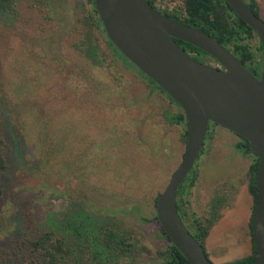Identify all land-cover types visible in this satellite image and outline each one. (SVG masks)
<instances>
[{
	"label": "rangeland",
	"instance_id": "1",
	"mask_svg": "<svg viewBox=\"0 0 264 264\" xmlns=\"http://www.w3.org/2000/svg\"><path fill=\"white\" fill-rule=\"evenodd\" d=\"M257 2L264 18V0ZM158 6L184 12L182 0ZM91 9L88 0H15L14 10L0 11V138L8 161L1 177L0 264H23L32 251L28 239L46 230L66 233L72 243L84 240L80 224L89 219L139 240L120 264L161 263L157 250L166 240L145 219L183 159L185 129L165 117L176 103L151 90L105 40L102 66L75 49L77 19ZM209 132L189 198L205 223L210 200L224 196L206 252L214 264H225L252 252L253 157L237 149L236 133L215 124ZM195 217L186 221L191 231ZM23 242L29 248L7 259ZM81 252L80 263L90 264L88 247Z\"/></svg>",
	"mask_w": 264,
	"mask_h": 264
},
{
	"label": "water",
	"instance_id": "2",
	"mask_svg": "<svg viewBox=\"0 0 264 264\" xmlns=\"http://www.w3.org/2000/svg\"><path fill=\"white\" fill-rule=\"evenodd\" d=\"M226 1L261 40L259 78L213 36L166 15L148 0H95V6L109 39L179 103L187 117L183 159L156 202L157 218L165 233L191 264H214L181 219L177 197L204 147L210 122H215L247 139L259 159L253 264H264V18L245 0ZM176 39L201 48L221 67L195 59Z\"/></svg>",
	"mask_w": 264,
	"mask_h": 264
},
{
	"label": "trees",
	"instance_id": "3",
	"mask_svg": "<svg viewBox=\"0 0 264 264\" xmlns=\"http://www.w3.org/2000/svg\"><path fill=\"white\" fill-rule=\"evenodd\" d=\"M92 4V9L84 17L77 19V23L82 25L79 29L80 38L73 43L80 55L85 57L92 65L102 66L107 60L108 52L101 45V38L105 40L110 47L111 53L122 61L130 69L134 70L145 78L151 84V90L158 88L165 93L172 101L176 103L178 109L175 111H167L165 117L169 123L181 124L184 129V141L187 142V117L184 109L177 103L166 91L161 88L156 82L145 75L137 66H135L109 39L104 24L99 16L95 6V0H88ZM155 8L162 11L166 15L177 19L178 21L200 28L213 36L216 40L222 43L225 47L233 52V54L240 59L256 76L260 77L263 61L262 44L257 33L249 26L240 16L234 11L230 3L226 0H182L184 12L179 13L177 10L170 11L162 9L158 3L163 0H148ZM248 5L254 10L257 15H260V9L257 0H245ZM15 0H0V11L14 10ZM177 43L184 48L192 57L197 60L198 55H206L211 57L207 52L199 47L192 45L181 39H176ZM203 61V60H200ZM84 70L86 72L85 66ZM211 124L219 125L215 122ZM237 134V133H236ZM238 135V134H237ZM239 136V135H238ZM240 137V141L236 147L245 154H250L253 161L250 165V182L249 191L254 199L253 212L250 219V229L252 236V252L249 255L233 259L225 264H253L256 258V239L254 227V215L256 210V195L257 185L255 181V174L258 168L259 159L251 152L250 145L247 139ZM208 135L206 136L204 147L199 155L205 151V145ZM194 166L189 172L183 183L181 184L178 197L177 208L181 219L184 221L188 229L191 227L187 224V220L195 217V211H192V204L189 198L191 188L195 185L197 180V170ZM8 168V161L5 155V141L0 138V200L4 196V188L1 184V177ZM160 194V193H159ZM158 194V196H159ZM156 197V202L157 198ZM223 195L216 194L210 200L211 216L207 218V222H202L195 217L194 226L195 231H191L193 236L206 249V238L209 234L210 228L214 225L219 217V209L225 204ZM140 212V209H138ZM152 221L157 225L159 235L162 236L166 243L157 250V257L160 258V264H191L190 261L183 255V253L172 243L171 239L165 233L163 227L156 214V203L153 212V217L145 219V221ZM84 228L86 238L84 240H77L75 243L71 242L69 236L65 233L59 234L54 230H46L39 234L34 239H28L32 251L29 252L23 264H81V250L88 247V253L91 255L90 264H120L121 258L132 248L139 244V240L131 242L125 234L118 230L97 225L91 219L80 224ZM27 241V239H26ZM16 244L11 251L6 252L9 255V260L15 259L19 255V250L29 248V244L23 242ZM208 251V250H207ZM207 253V252H206ZM208 255V254H207ZM209 257V256H208Z\"/></svg>",
	"mask_w": 264,
	"mask_h": 264
},
{
	"label": "flooded vegetation",
	"instance_id": "4",
	"mask_svg": "<svg viewBox=\"0 0 264 264\" xmlns=\"http://www.w3.org/2000/svg\"><path fill=\"white\" fill-rule=\"evenodd\" d=\"M214 59V58H213ZM200 60H202V59H200ZM199 60V61H200ZM201 62H204V61H201ZM217 62V64H212L211 62H205V63H208V64H210V65H213V66H217V67H221V65H220V63L218 62V61H216ZM199 158V157H198ZM198 160V159H197Z\"/></svg>",
	"mask_w": 264,
	"mask_h": 264
}]
</instances>
